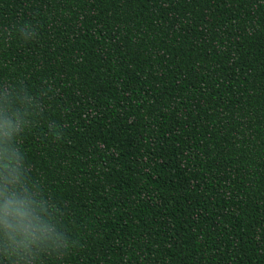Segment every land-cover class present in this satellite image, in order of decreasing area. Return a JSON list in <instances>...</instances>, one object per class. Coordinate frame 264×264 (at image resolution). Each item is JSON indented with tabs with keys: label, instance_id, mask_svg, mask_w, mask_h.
Segmentation results:
<instances>
[{
	"label": "trees",
	"instance_id": "obj_1",
	"mask_svg": "<svg viewBox=\"0 0 264 264\" xmlns=\"http://www.w3.org/2000/svg\"><path fill=\"white\" fill-rule=\"evenodd\" d=\"M5 80L80 241L41 264H264V0H0Z\"/></svg>",
	"mask_w": 264,
	"mask_h": 264
},
{
	"label": "clouds",
	"instance_id": "obj_2",
	"mask_svg": "<svg viewBox=\"0 0 264 264\" xmlns=\"http://www.w3.org/2000/svg\"><path fill=\"white\" fill-rule=\"evenodd\" d=\"M31 40V25L17 30ZM11 38L12 31L4 30ZM43 112L40 99L23 82L0 81V264H41L44 257L58 260L76 249L80 241L70 237L61 208L31 176L21 149L22 136ZM53 122L49 130L59 139Z\"/></svg>",
	"mask_w": 264,
	"mask_h": 264
}]
</instances>
